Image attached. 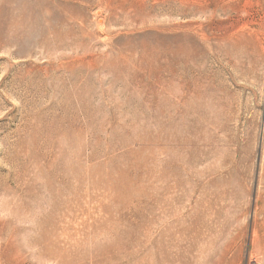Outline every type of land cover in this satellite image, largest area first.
I'll use <instances>...</instances> for the list:
<instances>
[{"label":"rangeland","instance_id":"374dc122","mask_svg":"<svg viewBox=\"0 0 264 264\" xmlns=\"http://www.w3.org/2000/svg\"><path fill=\"white\" fill-rule=\"evenodd\" d=\"M264 0H0V264H264Z\"/></svg>","mask_w":264,"mask_h":264},{"label":"crops","instance_id":"0c3cea01","mask_svg":"<svg viewBox=\"0 0 264 264\" xmlns=\"http://www.w3.org/2000/svg\"><path fill=\"white\" fill-rule=\"evenodd\" d=\"M253 245L260 250V252L264 253V224L261 229V232L255 235V240L253 241Z\"/></svg>","mask_w":264,"mask_h":264}]
</instances>
